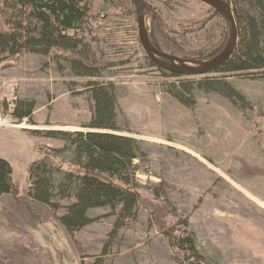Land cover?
I'll return each instance as SVG.
<instances>
[{
  "label": "rangeland",
  "instance_id": "374dc122",
  "mask_svg": "<svg viewBox=\"0 0 264 264\" xmlns=\"http://www.w3.org/2000/svg\"><path fill=\"white\" fill-rule=\"evenodd\" d=\"M94 1L91 39L105 77L79 75L64 51L0 63V157L15 164L21 187L0 197V264H188L173 236L189 233H197L211 264H264V76L230 77L248 104L201 90L199 103L189 106L173 83L206 76H169L156 65L142 41L138 0ZM148 4L164 51L212 60L232 41L227 17L203 0ZM94 80L118 83L123 133L145 141L149 156L138 161L144 197L139 217L126 227L119 229L112 209H98L103 219L73 234L59 219L67 209L56 213L31 197L42 147L67 143L34 132L90 130ZM21 100L39 102L38 124L16 117Z\"/></svg>",
  "mask_w": 264,
  "mask_h": 264
},
{
  "label": "trees",
  "instance_id": "16d2710c",
  "mask_svg": "<svg viewBox=\"0 0 264 264\" xmlns=\"http://www.w3.org/2000/svg\"><path fill=\"white\" fill-rule=\"evenodd\" d=\"M94 2L2 0L0 63L27 52L53 55L64 51L79 75L105 77L106 65L101 50L91 39L96 35ZM234 6L242 31L235 57L216 74L173 83L174 94L189 106L199 103L198 92L201 90L223 92L248 104L247 94L230 77L264 76V0H235ZM162 70L169 76L190 77L165 68ZM90 88L96 101L94 121L87 126L90 130L34 132L67 143L62 147H42L45 157L35 162L32 168L31 197L50 205L56 213L67 209L59 219L73 234L101 221L103 217L95 215L98 209H112L110 215L119 217V229L139 217L144 196L139 180L142 167L138 161L149 156L145 141L123 133L118 83L94 80ZM38 109L37 100H21L15 115L23 121L31 119L38 124ZM60 158L64 161L61 162ZM67 164L72 167L67 168ZM16 172L11 160L0 157V197L21 192ZM63 201H69L70 205ZM173 240L174 245L188 256V264H211L201 249L197 233L175 234Z\"/></svg>",
  "mask_w": 264,
  "mask_h": 264
},
{
  "label": "water",
  "instance_id": "95a60500",
  "mask_svg": "<svg viewBox=\"0 0 264 264\" xmlns=\"http://www.w3.org/2000/svg\"><path fill=\"white\" fill-rule=\"evenodd\" d=\"M224 14L231 23L233 38L228 48L212 60H192L164 51L156 43L149 19L148 0H138L142 41L150 56L162 67L189 76H208L220 72L235 57L242 38L241 25L234 4L228 0H203Z\"/></svg>",
  "mask_w": 264,
  "mask_h": 264
}]
</instances>
